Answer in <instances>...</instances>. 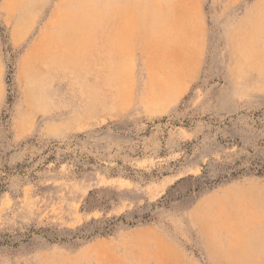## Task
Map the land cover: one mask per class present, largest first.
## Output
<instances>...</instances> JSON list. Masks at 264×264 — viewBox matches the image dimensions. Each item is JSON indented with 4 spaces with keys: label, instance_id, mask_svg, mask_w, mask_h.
<instances>
[{
    "label": "rangeland",
    "instance_id": "1",
    "mask_svg": "<svg viewBox=\"0 0 264 264\" xmlns=\"http://www.w3.org/2000/svg\"><path fill=\"white\" fill-rule=\"evenodd\" d=\"M260 12L0 0V264H264Z\"/></svg>",
    "mask_w": 264,
    "mask_h": 264
},
{
    "label": "bare ground",
    "instance_id": "2",
    "mask_svg": "<svg viewBox=\"0 0 264 264\" xmlns=\"http://www.w3.org/2000/svg\"><path fill=\"white\" fill-rule=\"evenodd\" d=\"M32 1H33V0H32ZM36 1H37V0H36ZM73 1H74V0H73ZM87 1H88V0H86V3H87ZM148 1H149V0H148ZM151 1H152V0H150V2H151ZM17 2H18V1H17ZM68 2H69V0H68ZM70 2H71V1H70ZM89 2H90V1H89ZM163 2H164V1H163ZM24 3H26V2H24ZM28 3H29V2H28ZM32 3H33V2H31V4H32ZM64 3H65V2H64ZM64 3H63V5H64V6H63V9H62V10L60 9V10L56 13V16H54V18L51 19V22L49 21V22L51 23V26H50V28L48 29L49 31H48V30L46 31V32H47V38H48V41L51 40V41L53 42L54 39H56V37L59 38V36H60V35L63 33V31L65 30V29H64V27H65V23L72 19L71 16L68 15V14H69V10L67 9V6H65ZM16 4H17V3H16ZM70 4H71V3H70ZM166 4H168V3H165V5H166ZM14 5H15V4H14ZM36 5H37V3H36ZM66 5H69V3H67ZM81 5H82V4H81ZM261 5H262V4H260V6H261ZM22 6H25V5L23 4ZM26 6H27V4H26ZM31 6H32V5H31ZM34 6H35V4H34ZM72 6H73V5H69V9H71ZM89 6H90V5H89ZM132 6H133V5H132ZM134 6H136V5H134ZM152 6H153V5H151V7H152ZM155 6H156V5H155ZM155 6H154V7H155ZM162 6H163V5H162ZM93 7H94V6H93ZM105 7H106V6H105ZM121 7H122V6H121ZM154 7H153V8H154ZM157 7H158V6H157ZM262 7H263V5H262ZM262 7H261V8H262ZM16 8H17V6H16ZM18 8H19V7H18ZM18 8H17V9H18ZM23 8H24V7H23ZM23 8H22V9H23ZM27 8H28V6H27ZM32 8L35 9V7H32ZM61 8H62V7H61ZM82 8H84V5L82 6ZM259 8H260V7H259ZM29 9H31V8H30V5H29ZM29 9H28V10H29ZM33 9H32V10H33ZM75 9H76V8H75ZM80 9H81V8H80ZM92 9L94 10V8H92ZM160 9H161V8H160ZM15 10H16V9H15ZM85 10L88 11L87 8H86ZM95 10H96V9H95ZM153 10H155V9H153ZM156 10L158 11V9H156ZM166 10H167V9H166ZM70 11H71V10H70ZM82 11L84 12V10H82ZM164 11H165V10H164ZM167 11H168V10H167ZM31 12H32V11H31ZM97 12H98V11H97ZM137 12H138V11H137ZM152 12H154V11H152ZM152 12H151V13H152ZM27 13H28V12H27ZM88 13H89V12H88ZM98 13H99V12H98ZM148 13H149V12H148ZM180 13H181V12H180ZM184 13H185V12H184ZM28 14H29V13H28ZM83 14H84V13H83ZM83 14H82V15H83ZM86 14H87V13H86ZM181 14H182V13H181ZM187 14H188V13H187ZM74 15H75V14H74ZM77 15H78V14H77ZM87 15H88V14H87ZM148 15H149V14H148ZM92 16H93V14H92ZM133 16H134V15H133ZM259 16H260V18H261V21H260V20H259V21H260V23H261L262 25L259 26V27L255 30L254 34H257V35H261V36H262V35H264V12H260V15H259ZM259 16H258V17H259ZM83 17H84V16H83ZM87 17H89V16H87ZM188 17H189V16H188ZM89 18H91V17H89ZM89 18H88V19H89ZM184 18H185V17H184ZM190 18H191V17H190ZM260 18H258V19H260ZM25 19H26V18H25ZM49 19H50V18H49ZM73 19H75V18H73ZM88 19H86V18H82V19H81V18H79V17L76 18V20H78L79 22H82V23H83V22H84V23H88ZM99 19H100V18H99ZM162 19H163V18H162ZM258 19H257V20H258ZM91 20H92V19H91ZM137 20H138V19H137ZM137 20H136V22H137ZM139 20H140V19H139ZM190 20H191V19H190ZM92 21H93V20H92ZM126 21H127V20H126ZM133 21H134V20H133ZM124 22H125V21H124ZM129 22H130V20H129ZM183 22H184V21H183ZM25 23H26V22H25ZM82 23H80V24H82ZM84 23H83V25H84ZM92 23H93V22H92ZM121 23H122V22H121ZM170 23H171V22H170ZM192 23H193V22H192ZM27 24H28V23H27ZM74 24H75V23H74ZM93 24H94V23H93ZM178 24H179V23H178ZM178 24H177V25H178ZM49 25H50V24H49ZM85 25H86V24H85ZM85 25H84V26H85ZM137 25H138V24H137ZM137 25H136V26H137ZM190 25H191V24H190ZM72 26H73V25H72ZM76 26H78V25H76ZM87 26H88V24H87ZM124 26H125V25H124ZM130 26H131V25H130ZM132 26H133V25H132ZM159 26H160V25H159ZM174 26H175V25H174ZM68 27H69V25H68ZM78 27H79V26H78ZM78 27H77V28H78ZM89 27H90V26H89ZM134 27H135V26H134ZM137 27H139V25H138ZM186 27H187V26H186ZM65 28H67V27H65ZM80 28H81V27H80ZM80 28H79V29H80ZM90 28H91V27H90ZM177 28H178V27H177ZM50 29H51V30H50ZM63 29H64V30H63ZM67 29H68V28H67ZM67 29H66V30H67ZM88 29H89V28H88ZM157 29H158V28H157ZM186 29H187V28H186ZM193 29H194V28H193ZM81 30H82V29H81ZM128 30H129V29H128ZM134 30H135V29H134ZM75 31H77V30L75 29ZM88 31H89V30H88ZM88 31H86V32H88ZM157 31H158V30H157ZM163 31H164V30H163ZM64 32H65V31H64ZM78 32H79V31H78ZM84 32H85V31H84ZM89 32H90V31H89ZM92 32H93V31H91V33H92ZM124 32H125V31H124ZM135 32H136V31H135ZM184 32H185V31H184ZM187 32H189V31H187ZM16 33H17V32H16ZM65 33H66V32H65ZM67 33H68L67 36L69 35L70 37L73 36L72 34H74L73 31H69V29H68ZM130 33H131V32H130ZM143 33H144V32H143ZM169 33H170V32H169ZM81 34H83V33H81ZM126 34H127V33H126ZM87 35H88V34H87ZM98 35H99V34H98ZM157 35H158V33H157ZM69 36H68V37H69ZM74 36H75V35H74ZM179 36H180V34H179ZM76 37H77L76 39L78 40L79 35L76 36ZM81 37H82V35H81ZM83 37H84V36H83ZM87 37H89V36H87ZM175 37H176V36H175ZM186 37H187V36H186ZM188 37H189V36H188ZM44 38H45V36H44ZM65 38H66V37H65ZM65 38H64V39H65ZM85 38H86V37H85ZM85 38H84V40L87 39V38H86V39H85ZM113 38H114V37H113ZM113 38H112V39H113ZM115 38H116V36H115ZM167 38H169V36H168ZM170 38H172V37L170 36ZM173 38H174V37H173ZM182 38H183V37H182ZM184 38H185V37H184ZM70 39H71V38H70ZM89 39H91V38H89ZM174 39H176V38H174ZM187 39H188V38H187ZM59 40H60V38H59ZM115 40H116V39H115ZM169 40H170V39H169ZM171 40H172V39H171ZM171 40H170V41H171ZM180 40H181V39H180ZM113 41H114V40H112V42H113ZM172 41H173V40H172ZM178 41H179V40H178ZM182 41H183V40H182ZM182 41H181V42H182ZM184 41H185V40H184ZM184 41H183V42H184ZM52 42H51V43H52ZM74 42H75V41H74ZM79 42H80V41H78V43H79ZM86 42H87V41H86ZM105 42H106V41H105ZM119 42H120V41H119ZM159 42H160V41H159ZM164 42H165V41H164ZM51 43H50V44H51ZM53 43H54V42H53ZM75 43H77V42H75ZM75 43H73V45H74ZM82 43H85V42H81V44H82ZM87 43H90L89 40H88ZM106 43H107V42H106ZM161 43H162V42H161ZM170 43H171V42H170ZM184 43H185V42H184ZM64 45H65V44H64ZM77 45H78V44H77ZM77 45H76V46H77ZM85 45H86V44H83V46H85ZM150 45H151V44H150ZM263 45H264V44H263ZM65 46H66V45H65ZM67 46H68V45H67ZM87 46H88V45H86V47H87ZM176 46H177V45H176ZM78 47H79V45H78ZM111 47H113V46H111ZM184 47H185V46H184ZM157 48H158V47H157ZM174 49H175V48H174ZM76 50H78V49H76ZM79 50H80V49H79ZM81 50L83 51V47H82ZM81 50H80V51H81ZM160 50H161V49H160ZM160 50H159V51H160ZM84 51H85V50H84ZM89 51H90V50H89ZM175 51H176V49H175ZM76 52H77V51H76ZM87 52H88V51H87ZM102 53H103V52H102ZM168 53H169V52H168ZM41 54H42V53H41ZM80 54L82 55V53H80ZM171 54H172V53H171ZM37 55H38V54H37ZM107 55H108V54H107ZM164 55H165V54H164ZM45 56H46V55H45ZM104 56H105V55H104ZM108 57H109V56H108ZM78 58H79V57H78ZM78 58H77V59H78ZM80 58H81V57H80ZM85 58H86V57H85ZM96 58H97V57H96ZM110 58H111V57H110ZM162 58H163V57H162ZM52 59H54V58H52ZM145 59H146V58H145ZM165 60H167V59L165 58ZM263 60H264V59H263ZM45 61H46V60H45ZM77 61H78V60H77ZM80 61H81V59H80ZM82 61H84V59H83ZM102 61H103V60H102ZM182 61H183V60H182ZM52 62H53V61H52ZM84 62H85V61H84ZM100 62H101V61H100ZM111 62H112V61H111ZM164 62H165V61H164ZM173 62H174V61H173ZM43 63H44V62H43ZM118 63H119V61H118ZM180 63H181V61H180ZM180 63H179V64H180ZM80 64H81V63H80ZM149 64H150V63H149ZM177 65H178V64H177ZM180 65H181V64H180ZM180 65H178V66H180ZM97 66H98V65H97ZM110 67H111V66H110ZM110 67H109V68H110ZM161 67H162V66H161ZM151 68H152V67H151ZM169 68H170V67H169ZM173 68H174V67H173ZM43 69H44V68H43ZM153 69H154V68H153ZM181 69H182V67H181ZM181 69H180V70H181ZM35 70H36V69H34V71H35ZM115 70H116V69H115ZM180 70H179V72H180ZM186 70H187V72L189 71L188 69H186ZM260 70L264 73V67H260ZM36 71H37V70H36ZM109 71H110V70H109ZM160 71H161V70H160ZM184 72H185V71H184ZM169 73H170V74H169L170 77H172L173 75H175V74L173 73V70L170 71ZM43 74H44V73H43ZM40 75H41V74H40ZM184 75H185V74H184ZM167 76H168V75H167ZM176 76H177V75H176ZM178 76H180V75H178ZM42 77H43V76H42ZM38 78H39V76H38ZM108 78H110V77L108 76ZM114 78H115V77H114ZM164 78L166 79V77H164ZM176 79H177V78H176ZM176 79L173 80V81H177ZM41 80H42V79H41ZM161 80H163V78H162ZM167 80H168V79H167ZM42 81H43V80H42ZM173 81H172V82H169V84H173V85H175V84L173 83ZM164 82H167V81L165 80ZM34 84H35V83H34ZM165 84H166V83H165ZM165 84H163V85H165ZM167 85H168V84H167ZM110 86H111V85H110ZM31 88H32V91H33V85H32ZM164 88H165V87H164ZM162 90H163V89H162ZM34 91H35V90H34ZM155 92H156V91H155ZM32 93H33V92H32ZM160 93H161V91H160ZM160 93H159V94H160ZM153 96H154V95H153ZM160 96H161V95H160ZM34 97H35V96H34ZM35 99H36V98H35ZM94 100H95V99H94ZM40 104H41V103H40ZM41 108H42V107H41ZM39 109H40V108H39Z\"/></svg>",
    "mask_w": 264,
    "mask_h": 264
}]
</instances>
